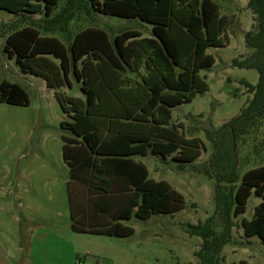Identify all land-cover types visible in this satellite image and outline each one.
Segmentation results:
<instances>
[{
	"label": "trees",
	"instance_id": "trees-1",
	"mask_svg": "<svg viewBox=\"0 0 264 264\" xmlns=\"http://www.w3.org/2000/svg\"><path fill=\"white\" fill-rule=\"evenodd\" d=\"M59 2L0 0V10L23 21L44 16L42 23L29 21L7 35L4 50L22 74L45 81L70 120L61 126L71 134L64 137L63 159L70 170L72 231L130 237L135 230L123 222L133 216L146 222L186 206L181 193L150 178L147 166L135 158L170 159L178 170L196 166L205 144L179 131L172 109L209 90L201 72L210 70L215 59L207 50L229 45L232 19L221 14L215 0H67L52 17ZM74 7L88 15L139 20L151 26V37L126 30L111 38L101 28L88 27L60 40L55 33H68ZM248 8L255 24L245 34V44L252 53L232 65L257 70L259 81L242 83L253 96L236 118L218 130H205L214 152L195 168L216 179L215 214L205 223L184 226L203 240L195 254L200 264H218L223 247L231 243V217L243 216L252 196L262 201L251 220L243 219L244 235L264 244V166L246 172L236 187V145L264 124V0H248ZM73 78L85 99L62 92L73 88ZM0 102L27 106L29 97L21 85L3 81ZM217 217L223 220L221 232L215 231Z\"/></svg>",
	"mask_w": 264,
	"mask_h": 264
},
{
	"label": "rangeland",
	"instance_id": "rangeland-1",
	"mask_svg": "<svg viewBox=\"0 0 264 264\" xmlns=\"http://www.w3.org/2000/svg\"><path fill=\"white\" fill-rule=\"evenodd\" d=\"M67 0H60L52 17L63 10ZM221 14L232 19L227 30L229 45L209 48L214 66L202 71L209 90L191 103L172 109L173 122L186 138H199L205 148L196 160V166L211 158L214 148L208 141L206 129L215 130L236 118L252 94L242 84L256 85L259 73L255 69L239 68L233 60H243L252 53L246 48L245 34L253 28L254 16L248 0H215ZM68 23V33L55 36L67 40L78 32L97 27L111 38L126 30L140 31L151 37V26L139 20L121 19L93 12L77 11ZM30 17H33L31 20ZM13 18L0 11V84L3 81L21 85L29 97V105L16 106L0 102V264H200L196 252L203 240L192 236L184 226L205 223L215 214L216 179L196 166L187 165L178 170L177 163L149 155L137 158L150 171V178L166 181L181 193L185 208L174 215H154L146 222L135 216L123 222L135 233L130 237L92 236L78 234L71 229L69 202L70 170L63 159L64 137L71 136L62 128L70 121L63 112L55 92L49 90L40 78L21 73L15 58L5 52V38L29 21L43 22L44 16L30 15L28 21ZM27 20V19H26ZM51 36L52 34H48ZM73 88H63L67 96L84 98L80 84L73 78ZM239 160L240 185L246 172L264 166V124L236 145ZM260 199L252 196L243 216L232 221L231 243L219 254L218 264H264V244L257 237L248 240L244 235L243 219L251 220ZM25 213L43 227L32 231L18 223ZM215 231L221 232L223 220L215 219ZM32 228L33 224L31 223ZM43 231V237L38 231ZM100 241L101 245H97ZM21 242H24L21 249ZM101 246V247H100ZM100 248V249H98Z\"/></svg>",
	"mask_w": 264,
	"mask_h": 264
},
{
	"label": "crops",
	"instance_id": "crops-1",
	"mask_svg": "<svg viewBox=\"0 0 264 264\" xmlns=\"http://www.w3.org/2000/svg\"><path fill=\"white\" fill-rule=\"evenodd\" d=\"M0 11H3V10H0ZM3 12H6V11H3ZM8 13V12H7ZM8 14H10V13H8ZM13 18L14 17H20V16H15V15H13V14H10ZM13 18H7L6 20H9V19H13ZM27 18H29V17H27ZM31 18V20L33 19V17H30ZM143 24V23H142ZM144 37V36H143ZM41 79V78H40ZM44 81V80H43ZM44 83H45V81H44ZM84 96V95H83ZM82 99V98H81ZM83 99H85V97L83 98ZM148 157V156H147ZM138 158V157H137ZM137 158H135L136 159V161H137ZM140 158H144V157H140ZM138 162H140V161H138ZM142 163V162H141ZM149 173H150V171H149ZM258 199H260V198H258ZM250 200V199H249ZM260 201H262L261 199H260ZM249 203V202H248ZM261 203V202H260ZM257 207V206H256ZM23 216H22V218H17L16 217V221L18 222V223H23L24 222V225L29 229V231H32V229H34V228H38V229H40V227L42 226L43 227V221H41V223L39 224V223H37L33 218L31 219V218H29L28 216H26V214L25 213H23L22 214ZM31 223L33 224V228H32V225H31ZM42 231V230H41ZM38 233V235L42 238L43 237V231L42 232H40V231H38L37 232ZM92 236H95V235H92ZM253 238H255V237H252V238H247L248 240H251V239H253ZM258 238V237H257ZM258 240L261 242V240L258 238ZM94 243H97V245H101V242L100 241H97V242H94ZM262 243V242H261ZM23 245H24V242H21V249L23 248ZM101 247V246H100ZM98 249H100V248H98ZM79 264H85L84 262H79Z\"/></svg>",
	"mask_w": 264,
	"mask_h": 264
}]
</instances>
